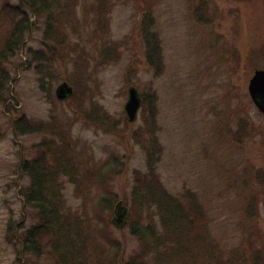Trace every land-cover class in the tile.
<instances>
[{
	"label": "rangeland",
	"instance_id": "obj_1",
	"mask_svg": "<svg viewBox=\"0 0 264 264\" xmlns=\"http://www.w3.org/2000/svg\"><path fill=\"white\" fill-rule=\"evenodd\" d=\"M58 1L54 39L44 15L29 13L23 47L1 64L10 79L0 101V264H60L44 236L33 251L25 241L39 217L21 165L51 159L52 147L74 165L75 179L62 176L57 187L88 237V264H124L139 250L132 193L150 150L161 185L189 218L190 204L202 212L213 264H264V117L248 92L264 69V0ZM19 4L0 0V46L12 24L5 7ZM152 44L160 69L148 63ZM63 82L74 92L60 100ZM131 86L142 98L134 122L125 112ZM22 117L42 131L18 134Z\"/></svg>",
	"mask_w": 264,
	"mask_h": 264
},
{
	"label": "trees",
	"instance_id": "obj_2",
	"mask_svg": "<svg viewBox=\"0 0 264 264\" xmlns=\"http://www.w3.org/2000/svg\"><path fill=\"white\" fill-rule=\"evenodd\" d=\"M21 4L23 5L5 7L7 13L11 14L12 24L0 46V101H5L10 79L7 69L1 64L8 62L9 58L15 56L23 47L26 32L31 26L29 13L34 16L44 15L48 26L47 35L50 39L56 34L57 29L54 25L59 24L58 0H21ZM19 16L21 17L16 19ZM151 46L148 63L160 69L161 50L156 44ZM51 60L52 58L48 60L44 55V66L49 64L53 68L54 62L52 60L50 64ZM47 73L52 77L55 69L48 70ZM152 114L154 115L153 108ZM99 116L106 121L104 113ZM14 126L20 135L42 131L24 117L15 119ZM50 149L49 153L53 161H50L51 159L44 153L21 165L22 171L30 179L29 187L24 193L26 202L36 207L39 217L38 225L27 232L25 241L31 242L30 249L33 251L38 248L35 244L40 243L44 236V243L46 239L50 240L52 248L58 252L60 264H88L86 260L88 237L77 227L78 224L72 221V217H68L61 198V189L57 187V182L62 176L75 179L72 169L74 165L71 166L70 160L65 157L67 154L65 149H55V147ZM148 153V171L143 175L138 173L132 193L134 218L130 224V231L139 240L140 248L124 264H203L205 262L213 264L217 259V253L210 247L205 232L202 231V228L204 229L200 221L202 212H198L196 206L190 204L194 217L189 218L184 206L167 192L157 178L156 168L153 165L155 152L150 150ZM65 163H69L70 167ZM105 196V193L101 195L100 206L107 210L109 201ZM154 208L159 212L160 226L156 224ZM256 257L259 258L260 253L259 257L257 255Z\"/></svg>",
	"mask_w": 264,
	"mask_h": 264
},
{
	"label": "water",
	"instance_id": "obj_3",
	"mask_svg": "<svg viewBox=\"0 0 264 264\" xmlns=\"http://www.w3.org/2000/svg\"><path fill=\"white\" fill-rule=\"evenodd\" d=\"M73 92V88L67 82L61 83L56 89L57 98L60 100H65L66 98L72 96ZM248 92L253 103L264 117V69L255 71L253 77L250 79ZM141 106L142 98L140 92L136 87L131 86L128 89V98L125 104V112L129 122H134L137 120ZM117 208L118 212H120L122 209L120 205H118ZM126 213V210H122L118 214L116 219L118 225L124 224Z\"/></svg>",
	"mask_w": 264,
	"mask_h": 264
}]
</instances>
